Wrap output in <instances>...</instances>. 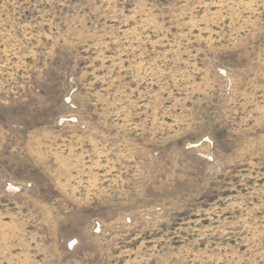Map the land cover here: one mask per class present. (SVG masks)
I'll list each match as a JSON object with an SVG mask.
<instances>
[{"label":"rangeland","instance_id":"1","mask_svg":"<svg viewBox=\"0 0 264 264\" xmlns=\"http://www.w3.org/2000/svg\"><path fill=\"white\" fill-rule=\"evenodd\" d=\"M0 264H264V0H0Z\"/></svg>","mask_w":264,"mask_h":264}]
</instances>
